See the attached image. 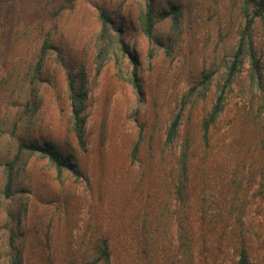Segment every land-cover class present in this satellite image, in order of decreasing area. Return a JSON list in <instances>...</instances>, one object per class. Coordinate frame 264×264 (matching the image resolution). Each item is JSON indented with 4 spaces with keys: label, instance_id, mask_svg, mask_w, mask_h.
<instances>
[{
    "label": "rangeland",
    "instance_id": "rangeland-1",
    "mask_svg": "<svg viewBox=\"0 0 264 264\" xmlns=\"http://www.w3.org/2000/svg\"><path fill=\"white\" fill-rule=\"evenodd\" d=\"M241 3L155 0L150 42L138 22L144 0H0V188L2 163L14 157L20 138L71 155L80 173L64 170L58 176L46 158L22 156L14 194L0 196V264H6L5 224L15 226L8 212L18 207H24L15 229L22 264H91L103 244L109 257L97 264H180L179 257H188L184 245L178 246L180 226L192 236L193 264H238L241 249L246 264H264L262 20L252 29L260 86L251 84L244 58L207 146L201 131L245 24ZM172 4L181 12L174 31L165 14ZM100 7L121 27L128 50L117 59L108 53L98 67ZM47 33L54 49L29 97L37 108L20 125L18 113L28 96L25 74ZM59 58L86 73L84 148L72 130ZM204 70L214 74L206 94L198 96L190 89ZM134 71L137 87L129 81ZM182 104L178 133L167 142ZM186 139L190 180L179 195L174 180Z\"/></svg>",
    "mask_w": 264,
    "mask_h": 264
},
{
    "label": "trees",
    "instance_id": "trees-1",
    "mask_svg": "<svg viewBox=\"0 0 264 264\" xmlns=\"http://www.w3.org/2000/svg\"><path fill=\"white\" fill-rule=\"evenodd\" d=\"M240 11L244 17L245 24L241 28L239 39L233 54L231 55L230 59L226 60V70L222 80L218 85L214 103L201 121L202 139L206 146L209 145L210 128L219 118L220 114L225 108L226 93L228 90H230L236 73L239 70V66L243 63L244 58L249 62V76L251 79V84H255L257 86H260L261 84V64L253 45L252 29L256 19H260L264 22V0H242ZM165 14L171 15L170 28L172 31H174L180 25L181 12L179 10V6L177 4H172L168 10H166ZM98 18L100 21V27L97 34L98 46L95 60L99 65L98 67H100L104 59L108 56V53L112 52L117 59L118 52H127L128 46L124 42L121 27H116L112 14L108 9L100 7L98 9ZM138 20L141 31L147 37V39L152 42L154 36L153 31L157 21V18L155 17V0H144V5L140 10ZM53 49L54 46L51 42L50 33H47L45 34L41 46L35 56L34 62L29 64L25 74L26 83L28 86V96L26 102L24 103L26 108L18 113L19 116L17 117V121L20 125L23 122V119L29 122V119L31 120L34 115L37 104L29 97L35 95L37 92V85L42 79L46 57ZM59 60L63 65L65 73L66 91L70 103V119L72 130L75 134L78 144L80 147L84 148V127L87 117L85 112L87 95L86 73L83 66L74 71L72 66L67 68L64 62H62V59L59 58ZM213 74V70H204L201 74V78L194 86L191 87L190 92L194 93L196 91L198 96H204L212 80ZM129 81L134 87L138 86L135 71L129 78ZM30 105H32L33 108H29ZM183 106L184 104H182L180 111L176 112L170 121L166 135L167 142H172L178 133ZM12 132L14 133L13 130ZM47 143L48 142H46V144H40L36 140L27 141L24 138H20L18 140V146L14 157L2 163L5 180L2 189L0 188V196H2L4 199H9L14 194L16 170L19 165V161L24 154L27 156L40 155L41 157L46 158L47 161L55 168L58 176H60L64 170L71 171L76 175V177L80 175V173L76 171V164L71 161V155H67L58 148ZM189 151V140L186 139L185 144L183 145L182 150L179 152L177 157V163L180 165V169L178 170L177 177L174 180L175 191L179 195L184 193L185 189L188 188L187 186L190 180ZM135 152L136 148H134V155ZM261 177V184H264V171L262 172ZM23 212L24 207H18L14 213H11L10 210L8 212L7 221H10L11 223L15 221V226H10L9 222L5 224V227L9 230L6 241V264H22V254L19 250V243L17 242L18 236L15 233V229L18 230L20 228L19 224L23 216ZM180 230L183 231L178 235V246L180 247L184 245L186 253L188 252L187 256L189 258L187 257L186 260L183 261L182 258L179 257L177 261L180 262V264H193L192 261L194 258V253L191 248L192 236H186L184 231L185 229L181 226ZM106 246V244H103V247H101L102 250L100 251L101 253L99 255L100 257L95 258L91 264H97L98 259L101 257L105 258L106 260L108 259L109 252ZM183 254L184 253L181 252L180 256ZM246 262V253L244 249H241L238 264H246Z\"/></svg>",
    "mask_w": 264,
    "mask_h": 264
}]
</instances>
